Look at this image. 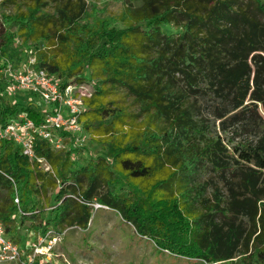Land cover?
Masks as SVG:
<instances>
[{"label": "trees", "instance_id": "trees-1", "mask_svg": "<svg viewBox=\"0 0 264 264\" xmlns=\"http://www.w3.org/2000/svg\"><path fill=\"white\" fill-rule=\"evenodd\" d=\"M119 1L108 19L84 0H0V69L24 58L15 38L36 42L34 66L90 84L78 121L104 147L77 165L70 145L36 137L38 161L0 140L7 237L28 220L86 228L95 201L176 257L264 264V0ZM7 94L0 72L1 124L40 122Z\"/></svg>", "mask_w": 264, "mask_h": 264}, {"label": "rangeland", "instance_id": "rangeland-1", "mask_svg": "<svg viewBox=\"0 0 264 264\" xmlns=\"http://www.w3.org/2000/svg\"><path fill=\"white\" fill-rule=\"evenodd\" d=\"M47 1L51 5L55 0ZM84 2L90 11V16L99 15L111 19L117 17L122 9L119 0H84ZM50 5L47 7L48 11L52 10ZM2 10L0 7V12ZM5 10L12 12L13 9L8 7ZM162 30L165 33L174 32V29L169 25L162 26ZM11 47L16 51H22V55L24 54V58L20 62L18 59L10 61L19 66L40 45L38 46L33 41L23 44L21 38H15ZM84 77L87 81L90 80L88 72H85ZM60 81L65 82L64 79H60ZM82 88L86 91L91 90L89 83H84ZM8 94L5 98L9 103L14 102L22 106L30 105L40 113H52L54 110V105L46 104L38 95L32 93L12 95L9 92ZM65 114L63 111L61 116ZM76 135L79 141L77 143L74 142V139L67 141L65 148L69 145L73 148L71 157L77 165L103 153L104 147L91 141L85 131L79 130ZM95 205L94 201L92 215L86 228L76 226L59 230L62 237L51 253L50 261L45 264H196L191 260L159 250L150 239L139 235L129 223L122 220L119 214L106 208L96 209ZM29 225L30 221H25L18 231L20 238L18 245L23 253L27 251L37 236L32 229H27ZM1 264L21 263L5 262ZM220 264L226 263L221 262Z\"/></svg>", "mask_w": 264, "mask_h": 264}, {"label": "built area", "instance_id": "built-area-1", "mask_svg": "<svg viewBox=\"0 0 264 264\" xmlns=\"http://www.w3.org/2000/svg\"><path fill=\"white\" fill-rule=\"evenodd\" d=\"M35 56L30 55L19 66L6 62L0 72L6 79L7 91L14 95L18 93H32L38 95L43 102L54 105L52 113L44 112L40 122L35 123L26 113L20 112L6 123H0V140L12 141L20 146V151L30 159L37 158L34 154V139L40 137L54 149H64L67 141L79 138L76 133L81 130L78 121L79 113L83 110L82 98L90 95L82 88L83 84L62 85L58 77L49 74L43 68L34 66ZM65 111V115L61 116ZM67 148V147H66ZM45 170L49 167L42 165ZM18 203V197L14 198ZM93 204V203H92ZM91 204V205H92ZM105 207L96 202L95 208ZM62 233L53 228L37 233L34 242L23 253L18 244L9 239L0 223V264L5 262H20L21 264H45L50 261L51 253L60 241ZM221 261L202 264H220Z\"/></svg>", "mask_w": 264, "mask_h": 264}]
</instances>
